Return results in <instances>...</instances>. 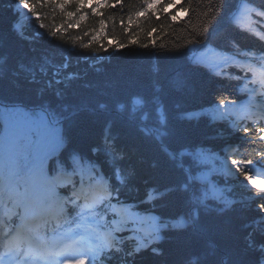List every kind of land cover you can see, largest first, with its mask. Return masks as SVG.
<instances>
[{
	"label": "trees",
	"instance_id": "trees-1",
	"mask_svg": "<svg viewBox=\"0 0 264 264\" xmlns=\"http://www.w3.org/2000/svg\"><path fill=\"white\" fill-rule=\"evenodd\" d=\"M250 8L262 15L245 28L237 17ZM262 36L264 0H0V114L18 127L12 155L0 122L2 166L27 185L48 141L60 148L51 172L96 171L112 201L157 217L159 243L115 235L104 264H264V189L237 186L264 171V132L233 131L214 110L244 97L252 69L220 77L206 56L262 68ZM229 145L237 179L222 171Z\"/></svg>",
	"mask_w": 264,
	"mask_h": 264
},
{
	"label": "rangeland",
	"instance_id": "rangeland-1",
	"mask_svg": "<svg viewBox=\"0 0 264 264\" xmlns=\"http://www.w3.org/2000/svg\"><path fill=\"white\" fill-rule=\"evenodd\" d=\"M19 12L21 16L25 15L27 9L24 5L18 6ZM254 83V82H253ZM264 86V80L258 85V88ZM242 89L248 93H250V99H253L254 103L257 104L261 101V99L257 98V95L259 94V90L254 88L251 84H245L242 86ZM236 109H239V106H228V107H221L217 109V113L219 115L220 119H228L229 126L233 129V131L240 132L243 131L244 127L240 125L238 122L240 120V116L236 115ZM239 111V110H237ZM253 118V116H249V119ZM233 166V162L231 160H227V162L224 164V168L222 169L223 172H228V168ZM208 182H211V179L209 180L208 176H205ZM237 179L236 176H230ZM61 179V177H59ZM237 186H244L247 187H253L257 189H264V177L259 172H252L251 174L246 175V178L244 180L237 181ZM1 189V188H0ZM24 192L23 190L20 192L19 197L20 198V204L21 209L24 208L25 200L23 201L21 197H23ZM18 204V203H14ZM39 204V203H38ZM111 213L114 215L115 221L111 223V228L116 232H124V231H136L139 233V236L137 237V240L140 243L144 242L143 236L148 234L149 232H152L155 230V228L152 227L151 221H149V218H146L147 216H139L134 214L128 207L116 205L112 207ZM123 214L128 217V219L123 218ZM173 225L175 227H182L185 225L184 218H179L178 220L173 222ZM107 238H109V246H111L110 240L111 235L107 233Z\"/></svg>",
	"mask_w": 264,
	"mask_h": 264
},
{
	"label": "bare ground",
	"instance_id": "bare-ground-1",
	"mask_svg": "<svg viewBox=\"0 0 264 264\" xmlns=\"http://www.w3.org/2000/svg\"><path fill=\"white\" fill-rule=\"evenodd\" d=\"M262 104H264V101H263ZM55 181L56 182H59V180H55ZM123 218H125V219L127 218L128 219V217L126 215H124V214H123ZM59 259H60V256L57 257V260L56 261H59Z\"/></svg>",
	"mask_w": 264,
	"mask_h": 264
}]
</instances>
